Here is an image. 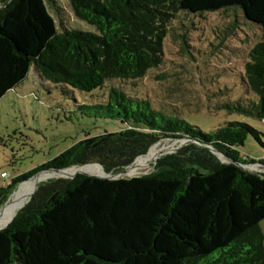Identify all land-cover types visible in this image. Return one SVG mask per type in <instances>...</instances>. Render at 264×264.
<instances>
[{
	"label": "trees",
	"instance_id": "obj_1",
	"mask_svg": "<svg viewBox=\"0 0 264 264\" xmlns=\"http://www.w3.org/2000/svg\"><path fill=\"white\" fill-rule=\"evenodd\" d=\"M50 3L60 13L55 0H0V98L33 65L46 82L83 92L106 90V100L79 110L124 127L87 135L11 178L0 186V207L44 169L96 163L84 167L117 173L159 141L191 142L161 155L147 174L119 179L77 174L38 183L28 203L0 229V264H264V174L223 163L204 146L246 165L264 164L238 150L249 136L260 140L259 132L241 121L204 132L175 115V106L165 112L136 93L148 70H167L165 42L180 55L190 46L184 13L239 6L262 32L241 74L253 98L220 107L264 121V0H70L74 15L97 33L58 32ZM235 29L231 23L225 34ZM167 71L154 79L173 77L166 89L175 97L183 71Z\"/></svg>",
	"mask_w": 264,
	"mask_h": 264
},
{
	"label": "rangeland",
	"instance_id": "obj_2",
	"mask_svg": "<svg viewBox=\"0 0 264 264\" xmlns=\"http://www.w3.org/2000/svg\"><path fill=\"white\" fill-rule=\"evenodd\" d=\"M55 1L60 13L55 11L51 3L49 11L56 20L58 32L74 29L97 33L94 25L74 15L70 0ZM184 14L187 15L185 22L190 46H184L182 55L177 54L175 47L166 42L164 47L167 70L172 74L174 70L183 71L184 84L175 97H170L166 88L172 85L173 77L170 79L172 82H157L154 76L168 71L154 67L148 70L136 93L148 96L156 108L165 112L171 111V107L175 106V115L204 132L212 133L229 121L248 123L259 132L260 140L249 136L238 150L249 158L264 160V121L228 113L220 107V104L228 100L253 98L242 84L241 74L248 51L261 40L260 27L245 19L239 6L203 14ZM231 23L235 24L236 29L229 36L225 32ZM176 77L177 75L174 79ZM107 94L103 88L83 92L46 82L39 77L32 65L23 81L0 98V186L16 175L54 158L87 135L95 136L123 128L124 124L119 120L89 117L79 110V106L83 104H99L107 99ZM180 143L179 139L159 141L151 147L155 150V158L143 168L142 160H136L129 168L135 167L136 171L125 174V177L151 172L156 157ZM245 167L249 172L264 174L262 163L248 164ZM2 172L7 177H2ZM55 176H47L40 182ZM260 227L264 234V220L260 222Z\"/></svg>",
	"mask_w": 264,
	"mask_h": 264
},
{
	"label": "bare ground",
	"instance_id": "obj_3",
	"mask_svg": "<svg viewBox=\"0 0 264 264\" xmlns=\"http://www.w3.org/2000/svg\"><path fill=\"white\" fill-rule=\"evenodd\" d=\"M154 154H155L154 148H150L148 150V152L146 153V155L144 156L145 158L142 157L143 159H142V165H141L142 167L141 168H143L145 165H147L150 160L155 158L156 155H154ZM139 159H141V158H138L137 160H139ZM90 165H92V164H90ZM92 166L95 167L94 165H92ZM134 169H135V167L132 168V169H128L126 173L127 174H132V173H134L136 171ZM78 172H85V173L92 174V175H97V176H101V175L105 174V173L103 174V173H101V172H99L98 170H95V169L91 170V169H88V168H85V167H74V168H68V169H65L63 171H59V172H56V173L55 172H42V173H40V174H38V175H36V176L24 181V182H22L20 184V186L18 187V189L16 190L15 196H13V198L9 201V203L6 205L4 210L0 212V228L5 227L13 219V217L16 215L17 211L25 203L28 202V200L30 199L31 194L33 192V188L43 178H45L47 176H55V175L56 176L57 175H60V176H73V175H75ZM30 191H31V193H30ZM29 193H30V195L28 196ZM27 196H28V198L26 199Z\"/></svg>",
	"mask_w": 264,
	"mask_h": 264
},
{
	"label": "water",
	"instance_id": "obj_4",
	"mask_svg": "<svg viewBox=\"0 0 264 264\" xmlns=\"http://www.w3.org/2000/svg\"><path fill=\"white\" fill-rule=\"evenodd\" d=\"M179 140H181V143L180 144H178L176 147H174V148H172V149H170V150H168V151H163L159 156H161V155H164V154H168V153H173V152H175L176 150H178L179 148H181L182 146H184V145H186V144H188V143H190L191 142V140L190 139H188V138H184V139H179ZM205 147H207L213 154H215L217 157H218V159L221 161V162H223V163H235L236 165H238L239 167H241L242 169H244V170H247L246 169V164H243V163H241V162H237V161H234V160H232V159H230L228 156H226L225 154H223V153H221L220 151H218L217 149H215L214 147H212V146H208V145H204ZM159 156H157L156 157V159L157 158H159ZM139 157H141V156H139ZM139 157H137V158H139ZM137 158L134 160V162L137 160ZM133 162V163H134ZM132 163V164H133ZM90 164H96V163H90ZM90 164H86V165H90ZM131 164V165H132ZM86 165H82V166H78V167H84V166H86ZM98 165H100V164H98ZM131 165H129V166H127V167H125L122 171H120V172H117V173H113V172H107L103 167H102V165H100L102 168H103V170H104V172H105V174L104 175H101V176H97V175H92V174H88V173H85V172H78V173H76L75 175H73V176H60V175H57V176H55V178H59V177H62V178H70V179H72V178H74L77 174H84V175H88V176H94V177H98V178H106V179H119V178H123V177H125V174H127L126 172H127V170L131 167ZM71 167H74V166H71ZM71 167H68V168H71ZM68 168H64V169H44V170H42V171H40V172H38V173H36L34 176H36V175H38V174H40L41 172H59V171H63V170H65V169H68ZM34 176H32V177H34ZM31 177V178H32ZM30 179V178H29ZM28 180V179H27ZM37 189V188H36ZM35 189V190H36ZM15 191V190H14ZM14 191L12 192V194L14 193ZM11 194V195H12ZM11 195L8 197V199H7V201L10 199V197H11ZM31 198V197H30ZM30 200V199H29ZM7 201L1 206V208H0V210L4 207V205L7 203ZM28 203V202H27ZM26 203V204H27ZM25 204V205H26ZM25 205H23L21 208H23ZM11 222V221H10ZM8 225V224H7ZM6 225V226H7ZM5 226V227H6ZM4 227H2V228H0V229H3Z\"/></svg>",
	"mask_w": 264,
	"mask_h": 264
},
{
	"label": "built area",
	"instance_id": "obj_5",
	"mask_svg": "<svg viewBox=\"0 0 264 264\" xmlns=\"http://www.w3.org/2000/svg\"><path fill=\"white\" fill-rule=\"evenodd\" d=\"M2 177H7V174L5 172L2 173Z\"/></svg>",
	"mask_w": 264,
	"mask_h": 264
},
{
	"label": "crops",
	"instance_id": "obj_6",
	"mask_svg": "<svg viewBox=\"0 0 264 264\" xmlns=\"http://www.w3.org/2000/svg\"><path fill=\"white\" fill-rule=\"evenodd\" d=\"M2 173H4V172H2Z\"/></svg>",
	"mask_w": 264,
	"mask_h": 264
}]
</instances>
